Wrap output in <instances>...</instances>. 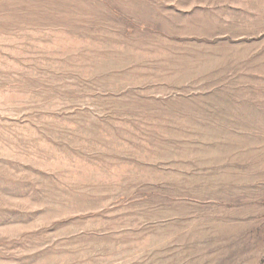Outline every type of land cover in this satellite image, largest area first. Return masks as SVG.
<instances>
[{
  "label": "rangeland",
  "instance_id": "374dc122",
  "mask_svg": "<svg viewBox=\"0 0 264 264\" xmlns=\"http://www.w3.org/2000/svg\"><path fill=\"white\" fill-rule=\"evenodd\" d=\"M0 264H264V0H0Z\"/></svg>",
  "mask_w": 264,
  "mask_h": 264
}]
</instances>
